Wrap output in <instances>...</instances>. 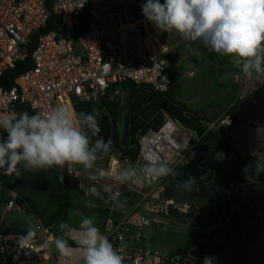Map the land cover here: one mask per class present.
<instances>
[{
	"label": "built area",
	"instance_id": "2783aa9c",
	"mask_svg": "<svg viewBox=\"0 0 264 264\" xmlns=\"http://www.w3.org/2000/svg\"><path fill=\"white\" fill-rule=\"evenodd\" d=\"M145 2L53 0L49 5L46 0H0V83L5 72L19 61L31 57L33 62L31 69L16 78L12 88L5 89L0 84V113L15 110L16 105L29 106L35 113L49 112L57 105L76 111V102L99 105L113 88L128 82L169 92V62L165 52H158L152 42L155 30L144 21L141 6ZM83 12L88 26L77 38H65L52 31L41 35L31 52L27 50L32 37L47 26L53 14L67 31H73L82 25L79 18ZM138 13L142 14L140 19L136 17ZM234 78L240 83L245 79L240 71ZM233 123L230 116L221 120L227 135ZM209 131L207 128L200 134L166 115L158 129H149L140 136L139 155L133 164L141 163L146 154H157L175 169L188 166L196 159L198 147ZM113 158L120 160L112 155L108 167ZM82 174L78 166L71 172L66 167L70 186L81 185ZM168 180L166 177L127 184L139 200L125 218L109 220L106 235L123 257V264L172 263L171 254L136 246L143 239V230L157 225L149 213L168 214L177 205L166 197ZM0 200V264H63V258L51 245L57 225L38 224L32 237H28L29 231H4L13 214L28 212L20 196L9 191L1 179Z\"/></svg>",
	"mask_w": 264,
	"mask_h": 264
},
{
	"label": "clouds",
	"instance_id": "9594fccd",
	"mask_svg": "<svg viewBox=\"0 0 264 264\" xmlns=\"http://www.w3.org/2000/svg\"><path fill=\"white\" fill-rule=\"evenodd\" d=\"M141 7L144 17L160 31H175L185 41L199 40L215 53L231 57L245 78L264 76V0H146ZM100 132L95 113L76 112L66 105L46 113L11 109L0 113V173L19 175L21 168L39 171L53 166H67L71 172L79 166L89 181L110 180L120 185L179 176L171 163L157 154H146L137 164L113 158L111 166L93 171L96 162L114 150L111 138H100ZM256 135L264 141V126H257ZM252 169L259 175L264 172V162L245 165L247 178ZM195 183L189 175L178 187L190 191ZM88 191L105 203L124 207L120 193L108 185L103 192L94 185ZM59 231L51 245L63 264H73L77 250L80 264H123V257L93 218L84 216L78 227L60 222ZM32 236L30 229L28 237ZM203 264H213V258L205 256Z\"/></svg>",
	"mask_w": 264,
	"mask_h": 264
},
{
	"label": "trees",
	"instance_id": "16d2710c",
	"mask_svg": "<svg viewBox=\"0 0 264 264\" xmlns=\"http://www.w3.org/2000/svg\"><path fill=\"white\" fill-rule=\"evenodd\" d=\"M46 1L51 5L53 0ZM136 17L140 19L142 14L138 13ZM87 26L86 21L73 31H67L61 19L53 14L47 26L32 37L26 48L31 52L38 38L52 31H57L65 38H77L87 29ZM32 67L31 57L19 61L14 68L5 72L1 79V86L5 89L12 88L16 78ZM124 85L129 87L130 96L123 136L118 128L123 113L120 102L105 96L99 104L102 115L97 116L101 127L100 138L106 141L111 138L114 150L109 154L116 155L121 161L126 158L132 163L136 162L139 155L140 136L149 129H158L166 115L174 117L185 127L200 134L207 130L204 125L207 120L200 113L190 110L186 104L177 101L170 91L161 93L150 86L131 82ZM75 108L76 112H93L96 115L93 103L76 102ZM237 108L238 106L233 108L232 113H235ZM15 110L35 114L29 106L25 105H16ZM228 156H233L234 162L230 167H224L220 164V158ZM255 161L261 160L256 155H244L237 151L232 146L230 137L222 129L217 133L209 131L198 147L196 159L188 166L177 168L179 176L176 179L169 177L166 197L174 199L180 204L179 207L189 204L203 214L181 211L175 206L170 208V213L174 216L200 219L207 226L206 232L199 233L186 247L171 254V264H203L205 256L212 257L214 260L226 246L234 240H240L252 223L259 221L257 209L244 199L246 186L264 188V172L256 175L252 169L247 178L244 171L245 165H251ZM189 175L196 179L192 189L189 191L178 187V182L188 179ZM74 189L79 190L78 186H70L67 177L64 176L61 178V188L54 196L59 205L56 215L65 223L68 221L69 210L78 208L70 199V192ZM120 199L124 201V207L114 206L113 218L122 216L135 204L127 194L120 195ZM2 212L3 203L0 200V220ZM4 231L21 232L18 228L8 227L4 228ZM73 247L76 246L73 244Z\"/></svg>",
	"mask_w": 264,
	"mask_h": 264
},
{
	"label": "rangeland",
	"instance_id": "374dc122",
	"mask_svg": "<svg viewBox=\"0 0 264 264\" xmlns=\"http://www.w3.org/2000/svg\"><path fill=\"white\" fill-rule=\"evenodd\" d=\"M160 2L164 3V0H160ZM146 21L148 22L147 19ZM171 34L170 40L167 41L169 48L172 45L174 46L173 51H169L167 57L170 63V71L172 74L174 73V75L175 70L178 72L174 76L176 81H178L179 76H181L182 81H185L189 73L194 76V81L187 80L189 83L176 85L175 92L177 97L180 98L182 96V90L184 91L186 88H190L191 85L200 83L199 81H201V79L205 80V82L208 81L205 86L201 84V87H205L208 92V109L211 111H217L219 108L231 103L234 97L243 95L246 87L243 90L241 85H235L233 83V80L235 81V74L240 71L236 64L231 72L232 77L225 76V79L227 80L226 84H221L217 79L218 75L226 71L225 66L229 58L228 56L215 53L207 46L202 47L197 43H189L182 39V37L175 31L171 32ZM246 81H248V79ZM235 90L236 96L233 95ZM194 94H196L195 90L189 92L188 95L191 97ZM106 96H109L111 100L120 102L123 106V113L118 123L119 131L121 136H123L127 122V104L130 96V89L126 85L117 86ZM240 102L242 101H239V99L236 100L220 118L207 119L204 125L212 132L217 133L219 130H223V127L220 125L221 120L231 114L233 112L232 109L237 107ZM204 104H206V102L204 98H202L193 102L191 106L193 107V105ZM93 106L95 107L96 116H101L102 111L100 110L98 103H93ZM204 113L206 114V112ZM210 114H212V112H210ZM233 162V156L220 158V164L224 167H230ZM79 169L82 168L79 167ZM0 179L9 191L20 196L23 202V208L28 212L26 215L13 214L5 224L6 227L10 228L15 226L16 228L23 230L22 226L24 225V228H27L28 231L31 229L35 233L38 224L42 223L44 225H49L55 223L57 225L55 230L56 236L60 235L59 224L60 222H63V220L56 215L59 205L58 201L54 198L61 188V175L57 166L39 171H25L21 168L19 175L16 173H13L12 175H4L3 173H0ZM84 181L86 183L84 189H80L81 187L77 185L79 190L74 189L70 192L71 202L78 208L69 210L67 223L73 227H78L80 220L84 216H87L94 219L102 234L107 235L103 223L105 222L106 225L108 223L110 212L109 204L102 208H95L92 210V206L96 204V196H93L89 191L88 194L86 193V190L89 189L86 173L84 174ZM84 207H86L87 210H85ZM182 210L185 212H192L191 210H187L186 207H183ZM149 217L157 224L161 223L162 227L153 224L150 227L145 228L143 234L145 237L144 239L146 240L137 244L139 248L160 249L167 253H173L180 247H185L191 242L195 230L202 231L205 228L204 223L197 220L183 219L182 217L174 216L171 213L165 215L149 213ZM13 221L15 223L20 222L21 225H10ZM253 224L254 223L249 226L248 230L243 234L240 240H234L233 242L238 245V251L235 252L234 261L232 260L234 264H252L254 261H258L256 258L248 257L245 249V243H249L255 236L256 228L252 227ZM80 255V253L75 254L73 257V264H80ZM255 264H258V262ZM262 264H264V261Z\"/></svg>",
	"mask_w": 264,
	"mask_h": 264
},
{
	"label": "crops",
	"instance_id": "0c3cea01",
	"mask_svg": "<svg viewBox=\"0 0 264 264\" xmlns=\"http://www.w3.org/2000/svg\"><path fill=\"white\" fill-rule=\"evenodd\" d=\"M144 21H146V20H144ZM146 23L150 28V24L152 22L146 21ZM151 25H153L155 27L154 23H152ZM154 30H155V37L152 39V42L156 46L158 52L159 51L165 52L166 57H168V52L173 51V48H174L173 45L170 46V48H169V46L167 44V41H169L171 38V35H172L171 32L170 33L162 32L159 29H157L156 27L154 28ZM188 42L189 43H197L202 47L205 46V44H203L199 40L188 41ZM168 62H169V60H168ZM233 62L234 61L232 60V58L229 57L227 60L226 66H225L226 71L221 73L220 75H218L217 79L220 81L221 84L227 83V80L225 79L226 75L232 77L231 72L235 68V63H233ZM170 70L171 69H170V63H169V72H170V75L172 77V86L170 89V93L174 96V98L177 101L186 104L190 110L200 113L206 120L211 119V118H216V119L220 118L222 116V114L230 106H232V104H234V102L236 100L239 99V101H242L238 105V108L235 111V113H231L228 115L234 120L233 125L230 127V132H229L228 136L230 137L232 146L237 151H239L240 153H242L244 155H256L260 158L261 161L264 162V141L258 140L257 135H256L257 126L258 125L264 126V76H254L253 78H247L248 81H246L247 79L245 78L243 83H238V82L236 83V81L233 80V83L235 85H241V88H243V90L246 87L245 91L243 92V95L237 97L236 96V90H235L233 92V95H235L236 97H234V99L231 103H229L226 106L219 108L217 111H211L210 109H208L209 108L208 99H207L208 92H207L205 87H201V84L203 86H205V84L208 81L205 82V80L201 79V81H199L200 83H197L196 85L195 84L191 85L190 88H186V90H184V91L182 90V92H181L182 96L179 98V97H177V94L175 92L176 85L181 84V83H189V81L187 82V80L194 81L193 80L194 76H192V74L189 73L187 76V79L185 81L181 80V76H179L180 79L177 77L178 81H176L174 76L178 72L175 70L174 71L175 75H174V73L172 74V72ZM191 90L192 91L195 90L196 94H194L190 97L188 94H189V92H192ZM202 98H204L206 104H204V105H193V107L191 106V104L193 102H196ZM204 112H206V114ZM210 112H212V114H210ZM214 114H216V115H214ZM111 156H112L111 154H108V155L104 156L102 159L98 160L96 162V165H95L93 171H95L96 169H98L100 167L107 168ZM121 162H123V161H121ZM81 171L83 173L82 174L83 180H82V184L79 185V187H81L80 189H84V186L86 185V183L84 181L85 172L83 169H81ZM59 172H60V170H59ZM60 175H61V173H60ZM61 178H62V176H61ZM87 184L89 185V187L94 185L101 192H103V187L105 185H108L112 188L113 191L119 192L120 195L127 194L129 196V199L135 202V204L131 208H129L128 211H126L122 216H117V217L113 218L112 212L114 210L115 205L112 204L111 202L105 203L104 199L96 197V199H95L96 204L93 205L91 209L94 210L95 208H102L103 206L109 204L110 212H109L108 222H109V220L117 221V220L125 218L130 213L131 209L137 204V202L139 200V195L137 193H135L134 191L130 190L127 184L126 185H120V184H117L114 181H110V180H100L98 182L88 180ZM86 193L88 194V190H86ZM104 197L105 198L107 197V193H104ZM244 199L252 207L257 209L258 217H259V221L257 223H254L252 226V227L256 228L255 236L253 237V239L249 243L248 242L245 243L246 254H248V257L256 258V260H258V261H254V262L255 263L258 262V264H260L261 262L263 263V261H264V188H258V187H254V186H250V185L246 186L245 190H244ZM176 204L177 205L175 207H178L181 211H183L182 210L183 207H186L187 210L191 207L189 204H184L183 207H179L180 206L179 203H176ZM84 209L87 210L86 207H84ZM198 214H203V213H198ZM163 215H165V214H163ZM182 218L183 219L184 218L190 219V218H186V217H182ZM191 220H197L201 223H204V225H205L204 226L205 228L202 231H197V230L194 231V233L192 235V239H191V241H192L195 238V236L198 235L199 233L206 232L207 226H206V223L200 219L195 218V219H191ZM12 224L13 225L14 224H16V225L20 224L21 225L20 222L15 223L14 221L11 222L10 225H12ZM105 225L106 224L104 222L103 226L107 232L108 223L106 226ZM157 225H158V227H162L161 223L157 224ZM22 227H23V230L20 229L21 231H28L27 228H24L25 227L24 225ZM15 228H16L15 226L10 227V229H15ZM144 238L145 237L143 234V239L138 243L145 241L146 239H144ZM137 244H136V246H137ZM180 248H184V247H180ZM157 250H160V249H157ZM161 251H163V250H161ZM236 251H238L237 243L236 244L230 243L228 246H226L224 248L223 252H221L219 255H217L215 257V259L213 260V264H234L233 261H234V255H235ZM163 252H165V251H163ZM175 252H173V253H175ZM76 253H80L79 250H77ZM173 253H168V254H173ZM254 262L252 264H255Z\"/></svg>",
	"mask_w": 264,
	"mask_h": 264
},
{
	"label": "water",
	"instance_id": "95a60500",
	"mask_svg": "<svg viewBox=\"0 0 264 264\" xmlns=\"http://www.w3.org/2000/svg\"><path fill=\"white\" fill-rule=\"evenodd\" d=\"M79 21H80L81 24H84L85 23V21H86V14H85V12L81 13L80 18H79ZM66 167L67 166H65L64 168L58 167L59 170H60V173H61V176L62 177H64L66 175ZM188 210H191L194 213H202V211H200V210H198L196 208H193V207H190Z\"/></svg>",
	"mask_w": 264,
	"mask_h": 264
},
{
	"label": "bare ground",
	"instance_id": "6f19581e",
	"mask_svg": "<svg viewBox=\"0 0 264 264\" xmlns=\"http://www.w3.org/2000/svg\"><path fill=\"white\" fill-rule=\"evenodd\" d=\"M145 3H146V2H145ZM142 24H143V21H142ZM151 24H152V23H151ZM153 27H154V26H153ZM155 27H156V26H155ZM155 27H154V28H155Z\"/></svg>",
	"mask_w": 264,
	"mask_h": 264
}]
</instances>
